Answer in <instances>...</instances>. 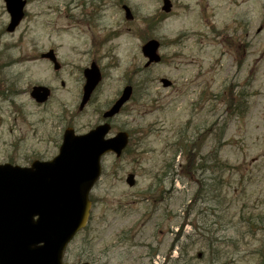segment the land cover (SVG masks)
I'll return each instance as SVG.
<instances>
[{
  "label": "rangeland",
  "instance_id": "374dc122",
  "mask_svg": "<svg viewBox=\"0 0 264 264\" xmlns=\"http://www.w3.org/2000/svg\"><path fill=\"white\" fill-rule=\"evenodd\" d=\"M173 3L166 13L162 0H29L28 18L8 32L0 0V163L51 157L68 125L89 130L124 85L135 88L112 130L131 133L129 150L103 158L91 221L69 248L73 261L260 264L264 232L235 221L244 204L264 210V0ZM150 37L161 41L163 58L146 67L142 45ZM50 48L62 61L59 71L39 58ZM93 60L104 80L79 112L83 70ZM37 83L52 88L46 104L31 96ZM187 127L203 155L221 148L232 166L222 191L202 192L194 205L202 171L191 176L185 155L175 157L172 146ZM130 172L135 186L126 181Z\"/></svg>",
  "mask_w": 264,
  "mask_h": 264
},
{
  "label": "water",
  "instance_id": "95a60500",
  "mask_svg": "<svg viewBox=\"0 0 264 264\" xmlns=\"http://www.w3.org/2000/svg\"><path fill=\"white\" fill-rule=\"evenodd\" d=\"M6 3L12 18L8 29L14 30L24 16L26 0H6ZM171 6V0H165L163 8L171 11ZM127 12V17L132 18L128 7ZM159 46L156 39L145 43L147 65L160 61ZM45 55L55 58L53 52ZM86 75L83 105L101 79L96 67L88 69ZM163 80L165 85L171 84L168 79ZM132 90L126 87L105 116L119 112ZM33 92L39 101H45L49 95L41 87ZM110 128L108 123L100 124L89 133L79 135L68 128L60 153L53 160H38L29 167L0 165V264H66L62 263L63 250L88 220L89 193L101 176L102 156L113 151L120 156L129 143V134L125 131L106 138ZM127 181L133 185L135 175L130 174Z\"/></svg>",
  "mask_w": 264,
  "mask_h": 264
},
{
  "label": "trees",
  "instance_id": "16d2710c",
  "mask_svg": "<svg viewBox=\"0 0 264 264\" xmlns=\"http://www.w3.org/2000/svg\"><path fill=\"white\" fill-rule=\"evenodd\" d=\"M243 109L244 106L242 107V110ZM179 141L177 142L179 143L177 144V149L183 151L186 155L187 164L185 167L190 171L191 176L197 173L198 170L202 171V174L200 173V177L196 180L199 188L195 192L196 194L193 200H191V203L194 205L193 201H196L202 192L206 194L211 192L210 194H213L214 197L217 196V192L219 190L222 191V188L225 186V173L230 170L229 167H231L226 160L221 159L220 148L216 149V151L210 150V152L203 155L202 142L199 143L197 139L193 138L191 135L179 136ZM217 170L219 171L218 174H216ZM245 208L246 205L241 207L237 219L238 221H235V223H240L242 227L248 226V232L251 233L264 232V211H258L256 209L245 211ZM214 211L215 208H213V212ZM210 246L214 247L213 244ZM256 253L261 256L259 263L264 264V246H260L256 250Z\"/></svg>",
  "mask_w": 264,
  "mask_h": 264
}]
</instances>
